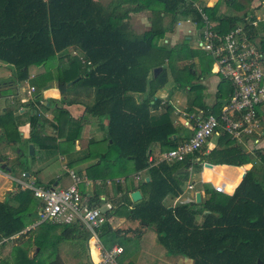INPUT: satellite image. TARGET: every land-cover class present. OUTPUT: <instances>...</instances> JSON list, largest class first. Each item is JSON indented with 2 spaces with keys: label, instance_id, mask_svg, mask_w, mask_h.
Segmentation results:
<instances>
[{
  "label": "trees",
  "instance_id": "16d2710c",
  "mask_svg": "<svg viewBox=\"0 0 264 264\" xmlns=\"http://www.w3.org/2000/svg\"><path fill=\"white\" fill-rule=\"evenodd\" d=\"M197 3V0H109L107 3L101 0H0V62L12 67L11 85L27 81L31 67L44 68L43 74L38 76L42 83L33 84L34 102L28 103L31 133L24 147L38 140L33 128L40 126L35 108L41 97L40 89L56 81L63 104L80 103L68 99L73 90L92 93V104L85 105V112L107 121L103 128L104 141L108 143V151L117 149L115 156L110 158L104 153L99 162L89 168L92 170L88 171L89 178L96 174V178L106 181L122 176L128 183L131 175L147 171L149 180H141L136 188L144 194L140 201L131 203L126 194L115 201L113 209L104 213L106 221L97 229L104 249L115 245L123 247L122 243L130 240L125 239V233H133L137 239L143 232L139 226L135 230H113L107 220L117 215L151 228L168 254L192 259L193 264H257L258 261L264 264V186L252 172L244 174L230 196H221L210 185H204L206 199L202 204H178L173 208L163 204L167 196H177L187 180V174L176 173L180 168L198 170L202 162L242 167L261 159L264 150L246 152L219 128L216 147L206 155L203 154L206 149L202 148L180 163L160 162L155 166L148 163L153 144H159L166 152L193 135V130L173 124L170 105L157 118L152 110L160 106L156 93L168 83L167 62L171 63L173 57L181 59L184 54L189 59L196 58L195 53H189L187 39L175 46L159 42L166 34H173L179 18L193 21L201 34L204 23L193 7ZM224 3L229 10L243 13V17L219 13V3L212 7L198 6L206 14L211 30L219 35L244 24L249 41L257 44L264 66V37L258 38L256 29L245 19L243 4L238 0H224ZM144 11L149 13V28L135 33L129 20ZM205 57L209 68L200 67L201 73L197 75L195 63L190 64L179 86H183L185 78L201 79L209 74L213 60ZM202 59L198 57L196 63L200 65ZM156 70L160 71L155 74ZM230 93L231 87L220 82L213 108H208L198 98L190 107L200 108L205 116H218L220 101ZM136 95L143 97L137 100ZM188 111L192 113L191 108ZM259 115L257 111V117ZM20 140L13 113H4L0 116V144H17ZM2 158L6 160L5 156ZM118 166L120 173L116 171ZM232 188L224 190L229 193ZM34 201L29 190L10 193L0 201V241L34 224L36 209L28 211ZM94 202L97 198L88 202L89 207H93ZM203 212L206 213L198 224L196 217ZM26 218L31 219L29 224ZM40 227L47 229V234L36 238V243L39 241L44 247L49 244H45L49 241L48 229L59 231L55 243L86 242L90 236L82 224L46 223ZM16 250L22 252V249ZM21 259L22 264L35 261L26 256ZM49 260L47 264H63L58 253ZM0 264L7 263L0 260Z\"/></svg>",
  "mask_w": 264,
  "mask_h": 264
},
{
  "label": "crops",
  "instance_id": "0c3cea01",
  "mask_svg": "<svg viewBox=\"0 0 264 264\" xmlns=\"http://www.w3.org/2000/svg\"><path fill=\"white\" fill-rule=\"evenodd\" d=\"M252 3H256L257 5L252 6ZM215 4V3H214ZM249 5V12L246 13L245 19L249 20L251 26L254 27L257 31L258 38L264 37V3L261 0H253L247 3ZM207 6V5H206ZM209 7V6H207ZM245 12V11H244ZM147 13V11L141 12ZM141 13L134 15V18L141 16ZM243 14V13H242ZM144 15V14H143ZM149 16V15H148ZM147 16V18H148ZM133 17V16H132ZM243 17V16H242ZM146 18V20H147ZM131 20V19H130ZM133 20V19H132ZM190 20V19H189ZM191 21V20H190ZM193 22V21H191ZM240 25V24H238ZM149 27V24H148ZM184 27V26H183ZM195 32V29L192 30ZM263 32V33H262ZM261 34V35H260ZM195 38V36H194ZM257 38V40H258ZM256 40V41H257ZM259 41V40H258ZM195 45V44H194ZM257 45V44H256ZM33 71V72H31ZM43 67H31L29 69V79L27 81H33L36 77L43 74ZM209 74H211L216 81V89L220 82H224L220 80L217 76L213 75L211 69ZM12 78V67L0 62V116H2L6 112H12L13 116L17 123V130L21 137V140L17 144H0V201L6 199L8 194H15L19 190H29L32 192L30 187H39V188H56L59 186L62 181V177H67L69 182H64L61 188L64 189L72 184V179L69 175L68 170H72L78 177L82 179V183L79 185V189L81 193L86 196L89 201L97 198V202L93 203V207L99 208L102 212H107L106 204L112 206L114 208L115 203L121 196H125L127 194L129 200L132 202L130 198V194L134 191H139L141 195V199L144 194L141 190L136 189L139 182L141 180L148 179V174L146 170H143L139 173L130 176V180L127 183L125 177L116 176L113 179L107 178L106 181H103L99 178L95 177V173L91 172V174H95L94 178L88 177V171H92L89 168L93 167L95 164L99 162V158L108 151L107 145L108 143L104 141L105 132L103 128L107 125L106 120H98L96 118L91 117L85 112V105H91L93 95L92 93H88L82 89H76L72 92H69L68 99L76 100L80 103H75L71 105L61 103L62 96L60 95L57 87L56 81H52L48 83V85L44 88V92L39 94L40 100L38 103H35L36 111L38 112V117L40 118V126L33 128L37 135V143L27 144V146H33V154L35 155V151L42 152V163L40 167V163L38 166L34 167V170L31 172L23 171L21 172V177L16 176L12 173V168L9 163L12 162L16 166L17 163L16 157L11 154V152L7 149H3L4 146L12 147V146H21L28 140L31 133L30 127V105L28 103L34 102L33 97L35 93L28 95V90L22 85H25V82L11 85L10 82L7 84L3 82V80H11ZM225 85H229L227 82H224ZM34 85H30L33 87ZM231 87V86H230ZM41 91V90H40ZM217 92V90H216ZM232 93V88H231ZM229 97L223 100H229ZM168 92L165 87L159 90L155 98L160 101V106L157 109H153L154 118L160 116L165 108L173 103L168 99ZM143 95H136L137 100L141 99ZM221 100V101H223ZM169 101V102H165ZM228 104V103H227ZM226 104V105H227ZM226 105H222L219 110V114L221 109ZM207 106V105H205ZM208 108H212L211 106H207ZM58 110H63L69 116L71 122L76 121L78 123L66 124V127L61 131L59 136H56L58 132V124L57 121L60 120V116ZM189 110V109H188ZM198 111L203 112L200 108H196V112L190 113L187 111L186 116L184 118L179 117L177 115L181 113H173V124L178 126H183L190 130L192 123H190V116L197 115ZM260 115V127L255 131L254 135L245 136L244 138L239 140H234L231 137V141L240 145L246 152L254 153L256 150H264V106L258 110ZM28 112V113H27ZM63 114V115H64ZM185 114V111L182 113ZM204 114V112H203ZM211 115V114H210ZM171 116V119H172ZM185 120V121H183ZM189 123L187 124V121ZM183 121V122H182ZM188 125V126H187ZM175 139V138H174ZM217 137L210 138L207 143L202 147L205 148L206 151L203 153L206 155L209 151L216 147ZM24 146V145H23ZM16 147V148H17ZM17 155L21 156L23 151L19 148ZM163 148L159 144H153L150 149V154L148 157V163L151 166H155L160 163V156L163 154ZM202 150V149H201ZM200 150V151H201ZM21 151V152H20ZM53 152H56L61 161L64 162L63 171L64 174L60 177H54L53 171ZM29 153V149H28ZM2 156L6 157V160H3ZM201 169L195 170L192 168L185 169L184 167L180 168L176 173L177 174H187V180L182 184L181 191L177 196H167L163 204L168 208H173L178 204H196L195 202V194L200 193V199L202 202L206 199V190L204 185H210V187L214 190L215 186H223V192L219 195L221 196H230L236 187L241 182L244 174L247 171H250L254 174L255 179L264 186V156L261 159H256L253 163L246 164L242 167H234L227 165H214L209 164L207 162H202ZM205 164L211 165V167H206ZM1 166H4L2 169ZM120 166L116 170L117 173H120ZM40 169V170H39ZM94 169V168H92ZM243 169V170H242ZM94 171V170H93ZM102 171V170H101ZM241 174V175H240ZM51 175V176H47ZM240 176V177H239ZM239 177V178H238ZM43 178V179H42ZM149 180V179H148ZM238 180V181H237ZM237 181L233 186L231 192L226 193L224 188L226 189L229 184ZM46 182V183H44ZM33 194V193H32ZM34 202L29 207L28 211L36 212V220L34 224L27 226L21 232L12 235L8 238L2 239L0 241V260H3L7 264H12L14 254L17 253L16 249H23L21 256L24 258L29 256L27 252L24 250L25 245L29 242L30 238L34 236V231L40 227V225L46 223H40L38 219L39 210L41 207V203L34 196ZM116 201V202H115ZM126 204L128 202L126 201ZM11 205L14 206L15 203L11 202ZM131 208V205H128ZM198 214L196 217V222L200 224L203 220V215ZM30 214V213H29ZM31 221L30 218H26V222L29 224ZM107 222L110 224L113 230L120 229L121 226H127L126 229L135 230L137 226L141 227L143 232L140 237L137 238L139 241H142L145 245V249H140L134 252V249H129V251H125V248L120 246L123 249V253L118 258L120 264H193V260L182 257L179 255H171L168 254L167 251L158 243L157 236H154L153 230L151 228H147L143 225H138L137 222H129L125 217L122 216H110ZM151 229L148 234V230ZM155 233V232H154ZM146 235H150L147 240H144ZM156 235V234H155ZM134 239H130L127 242H134ZM156 241L158 243L156 245ZM88 247V256L90 264L96 262L98 259V255L96 254V259H93L91 255L92 249L88 244V240L86 242ZM27 246V245H26ZM116 246V245H115ZM118 246V245H117ZM161 247V249H159ZM133 250V251H130ZM25 252V253H24ZM9 255H13L10 257ZM29 258V257H28ZM31 259V258H30ZM34 259V258H33ZM23 260V259H22Z\"/></svg>",
  "mask_w": 264,
  "mask_h": 264
},
{
  "label": "built area",
  "instance_id": "2783aa9c",
  "mask_svg": "<svg viewBox=\"0 0 264 264\" xmlns=\"http://www.w3.org/2000/svg\"><path fill=\"white\" fill-rule=\"evenodd\" d=\"M193 7H196L201 22L204 23L201 34L195 36L198 49L210 56L213 60L211 67L213 75L230 84L232 93L228 104L221 109L218 116H205L201 111L195 116H189L193 135L174 149L161 154L160 162L167 164L183 162L186 156L200 152L210 138L219 136V128L234 140L241 141L245 136L254 135L260 127L257 111L264 106L262 55L257 45L249 41L244 24L238 25L224 35H219L211 30L207 16L201 8L196 4H193ZM192 23L195 32H200L196 30V24ZM32 93L34 88L30 87L28 95ZM68 172L72 184L64 189L30 187L33 196L41 203L38 214L40 223L82 224L90 232L88 238L90 248L98 255L97 261L93 264H120L118 258L123 249L117 245L109 250L104 249L98 236L97 229L106 221L104 212L99 208L89 207V199L84 197L79 189L82 179L72 170ZM214 191L222 193L223 186H215ZM111 209L112 206L106 204V210Z\"/></svg>",
  "mask_w": 264,
  "mask_h": 264
},
{
  "label": "rangeland",
  "instance_id": "374dc122",
  "mask_svg": "<svg viewBox=\"0 0 264 264\" xmlns=\"http://www.w3.org/2000/svg\"><path fill=\"white\" fill-rule=\"evenodd\" d=\"M103 3H107L109 0H101ZM198 1V5L199 6H209L212 7L216 4L217 5V9L219 11V13L221 14H225L227 16H233V15H237V16H242V13H236L233 10H229L227 8V5L224 3V0H197ZM261 1V0H260ZM238 2H240L241 4H243L244 8H245V13L249 12V5H247V3H245L244 1L238 0ZM215 3V4H214ZM225 4V5H223ZM257 5L256 3H252V6ZM144 14V15H143ZM149 14L147 13H141V16L137 17L138 19L131 17V20H129V23L131 25L132 30H134L135 33H141L146 31L149 27H148V20H146L147 16ZM137 16V15H136ZM133 19V20H132ZM168 17L166 18V23L168 22ZM179 21L176 24L175 30L173 32V34H166L165 37L160 40L159 44H163V43H167L169 46H175L176 44H180L182 43L185 39H187L188 43H189V53L191 55H193L195 53V57L198 59V57L203 58L202 62L200 63V65L198 63H196L197 59H189L187 57V55L184 54L183 58L181 59H176V58H172L171 59V63L167 62V74H168V83L164 86L165 89L167 90L168 94V99L173 103L172 106L169 107V109L171 110L169 113L170 115H173L174 112L176 113H181L177 116L184 118V116L188 115L187 111L188 109H192L193 112H196V108L197 107H190L192 102H195L194 100L196 98L200 99L203 104L207 105V106H211L213 108L214 103H215V99H216V83L218 84L219 81H216L217 79L214 78L211 74H204L203 78L201 79H197V78H193V79H184L183 80V86H179L178 84L181 82V78L184 77L186 75V69L188 68V66L192 63H195V70L197 75H199L201 73L200 67L201 68H209V61L208 59L205 57L207 56L206 53L201 50L198 49V45L196 44V37L198 32H193L192 30L195 28L194 24L192 22H190L189 19H184V18H179ZM184 26V27H183ZM263 33V32H262ZM261 35V34H260ZM194 36H196L194 38ZM257 42V41H256ZM195 44V45H194ZM195 51V52H194ZM208 57V56H207ZM207 60V62H206ZM200 61V60H199ZM64 63H66V60L63 61ZM33 72V71H31ZM37 79V80H36ZM3 82H11V80H3ZM7 83V84H8ZM41 79H38V77H36L33 81H27L25 82V85H22V87L25 88V90L29 89L30 85L36 84L40 85ZM182 84V82L180 83ZM40 93L44 92V88L40 89ZM203 98V99H202ZM199 101V100H197ZM30 109V108H28ZM185 111V114H182ZM28 113V112H27ZM184 115V116H183ZM190 116V115H189ZM60 120L57 121L58 124V132L56 134V136H59L61 134V131L66 127V124H68L69 122L72 124L78 123L76 121H72L70 120L69 116L66 114H62L60 116ZM173 116H172V122H173ZM185 121V120H183ZM182 121V122H183ZM41 122V121H40ZM215 138V137H214ZM17 146H12V147H6L4 146L3 149H7L11 152V154H13L16 157V163L17 165L15 166L14 163L10 162L9 165L12 168V173L16 176L21 177V172L23 171H27V172H31L32 170H34V167L38 166L40 163V167L38 168H42L41 163H42V152H38V150L35 151V155L34 156H30L28 153V146L27 148H25L23 145H19L17 148L21 149V151H23V154L21 156L17 155L18 149L16 148ZM106 155L107 157H112L115 156V153H117V149H111L110 151H106ZM53 157H54V161H53V171L54 172V177L60 178L63 174V167H64V162L61 161L58 157V155L56 154V152H53ZM202 165V164H200ZM203 166V165H202ZM201 166V167H202ZM39 169V170H40ZM241 175V174H240ZM47 176H51V175H47ZM240 177V176H239ZM238 177V178H239ZM43 179V178H42ZM62 183L57 186L58 188H61V186L64 184V182H69V179L67 177H62L61 178ZM238 181V180H237ZM237 181H234L233 183L228 185V190H230L231 187H233ZM46 183V182H44ZM56 187V188H57ZM57 188V189H58ZM127 226H121L120 229L121 230H128L126 229ZM152 231L151 229L148 230V234H150L149 232ZM125 232V231H122ZM136 232V231H135ZM43 233L47 234V229L45 228H41L38 227V229H36L34 231V236L30 238L29 242L25 245V251L27 252V254H29V258H35L34 264H47L48 260L52 259V257L54 256V254L58 253V256L61 260V262L63 264H89V256H88V247H87V240L86 242H63V243H55L56 242V238L59 236V231L56 230L54 232L49 231L48 229V235L46 236L47 238H49V241L45 242L49 243L46 244L44 247V244H39L36 243L37 239L39 237L43 236ZM154 236L155 233L153 232ZM133 233L131 234H126L125 233V239H133L134 237L132 236ZM150 235H146V237L144 238V240H147V238ZM143 241V240H142ZM142 241H139V239H134V242H123V247L125 248V251H129V249H134V252L140 249H145V245ZM156 245H158L157 241H156ZM159 249H161V247H159ZM23 250V249H22ZM133 251V250H130ZM10 257H13V255H9ZM21 253H15L14 254V258L12 261V264H22V259H21ZM26 256V254L24 255ZM33 260V259H32ZM49 260V261H50Z\"/></svg>",
  "mask_w": 264,
  "mask_h": 264
},
{
  "label": "water",
  "instance_id": "95a60500",
  "mask_svg": "<svg viewBox=\"0 0 264 264\" xmlns=\"http://www.w3.org/2000/svg\"><path fill=\"white\" fill-rule=\"evenodd\" d=\"M159 71H160V70H156V71H155V74H157ZM75 81H77V79L74 80V81H72L70 84L74 83ZM220 103H221L222 105H226V104L228 103V100L220 101ZM174 138H175V136H173V139H174ZM28 149H29V154L32 155V154H33V146H32V145H29V146H28ZM0 161H1V159H0ZM205 166H206V167H211V165H209V164H205ZM1 168L3 169L4 166H1ZM146 181H148V179H146ZM130 198H131L132 202H134V203L140 201V200H141L140 192H139L138 190L132 192V193L130 194ZM195 202H196L197 204H200V202H201V199H200V193H196V194H195ZM257 264H262V262H261V261H258Z\"/></svg>",
  "mask_w": 264,
  "mask_h": 264
},
{
  "label": "bare ground",
  "instance_id": "6f19581e",
  "mask_svg": "<svg viewBox=\"0 0 264 264\" xmlns=\"http://www.w3.org/2000/svg\"><path fill=\"white\" fill-rule=\"evenodd\" d=\"M91 255H92L93 259H96V254H95V252H94L93 249H92V251H91Z\"/></svg>",
  "mask_w": 264,
  "mask_h": 264
}]
</instances>
